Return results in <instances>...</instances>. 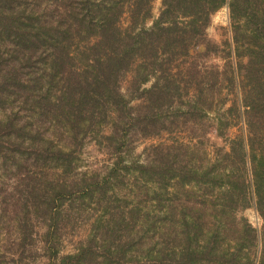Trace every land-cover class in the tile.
Returning a JSON list of instances; mask_svg holds the SVG:
<instances>
[{
	"label": "trees",
	"instance_id": "obj_1",
	"mask_svg": "<svg viewBox=\"0 0 264 264\" xmlns=\"http://www.w3.org/2000/svg\"><path fill=\"white\" fill-rule=\"evenodd\" d=\"M154 2L0 0V264H264V0Z\"/></svg>",
	"mask_w": 264,
	"mask_h": 264
},
{
	"label": "rangeland",
	"instance_id": "obj_2",
	"mask_svg": "<svg viewBox=\"0 0 264 264\" xmlns=\"http://www.w3.org/2000/svg\"><path fill=\"white\" fill-rule=\"evenodd\" d=\"M162 8V0H155L153 4V15L154 17H158L160 14ZM152 24V21L149 22V25ZM229 12L228 8L223 9L220 11L213 19V25L209 29V34L211 38L218 42L222 43L225 38H228L230 35L229 30ZM127 86V82L124 83V87ZM240 131L239 127H235L231 130L232 136H235ZM174 138H178L180 140H183L185 142L190 141L189 138L182 133L179 134H173L168 135L164 134L161 138H154V139H147L142 140L137 144L136 147V155H141L142 158H144L143 151L146 147L150 146L151 144L159 143L160 141H171ZM89 153V152H88ZM86 157H89L87 154ZM89 160V159H88ZM87 162V159L85 160ZM86 165V164H84ZM95 213L92 211V214ZM246 216L249 218V220L252 222V224L256 227H260L262 225L261 219L259 218L258 214L254 210H249L246 212ZM78 232L77 234H68L63 237L62 244H61V250L63 253H71L76 250L78 241L85 237L87 234V226L82 225H76ZM80 230V231H79Z\"/></svg>",
	"mask_w": 264,
	"mask_h": 264
}]
</instances>
